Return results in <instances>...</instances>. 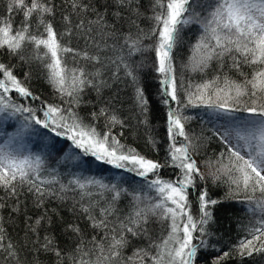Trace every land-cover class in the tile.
<instances>
[{
  "label": "trees",
  "instance_id": "16d2710c",
  "mask_svg": "<svg viewBox=\"0 0 264 264\" xmlns=\"http://www.w3.org/2000/svg\"><path fill=\"white\" fill-rule=\"evenodd\" d=\"M10 0H0V19L5 18L7 6ZM84 5L95 4L101 11L105 8V0H78ZM213 0H201L204 7H198L201 18L207 15V5ZM54 5V15L45 19L50 21L57 32L58 37L64 34L61 43L74 49V52L63 54V60L69 69H82L88 80L92 83L85 85L79 93V104L73 103L72 98L62 96L56 87L49 82V69L45 66L49 61L43 56V46L36 50L33 45L25 44L17 54H11L6 48L0 49V63L7 66L12 74L26 87L32 97H24L14 90L8 92L6 97L9 103L15 106H23L37 109V118L44 119L43 111L48 105L59 106L74 112L84 124L95 127L103 133L110 131L126 148L133 149L140 155L158 162L162 165L157 173H150L146 178L117 169L112 165L97 160L94 156L85 155L82 149L74 147L72 142L61 135L55 136L50 129H44L40 125L25 120L29 113H16L10 116L8 112L0 114V148L23 158L25 156H40L44 165L41 176L45 180L55 179L57 183L46 184L53 194L42 198L40 207L36 206V196L28 191L24 185L17 189L18 195H9L0 188V226L3 231V247H0V264H74L75 251L78 244L83 241L85 251L91 253L86 259H95V250L91 243L92 238H101V230L91 226L88 213L81 210L82 206L89 208L93 215L99 217L102 208L112 203V192L92 187L88 189L90 195H84L80 189L69 182L79 178L82 182L89 179L102 180L105 184H115L121 191L119 199L115 201L116 212L109 216L111 226H115L119 219L127 217L134 208V196L140 195L142 202L140 207L155 202L156 193L148 187L147 181L158 178L166 181H175L180 177V170L172 167L169 157V136L167 132V113L169 110H179L185 118V131L195 146L194 159L204 174L205 179L197 178L195 189H189V201L191 213L195 218L200 216L197 195L203 189H207L208 197L216 200L217 204L210 206L212 220L207 225L210 236L206 237L209 250H201L197 254L196 264H212L216 257H222L224 252L232 253L228 259H221L220 264H264V253H254L252 257H241L235 254L239 241L251 238L248 233L256 226V222L262 218L260 210L254 203L249 202L244 193L238 196H230V186L221 181H213L209 172L214 171L210 166L220 158V153L227 152V147L219 133L218 124L223 120H236L238 124L244 121L257 119L244 111L225 113L219 109L208 107L207 104H188V96L194 92L197 86L215 81L218 77L222 81L225 76L232 80L240 81L243 78L230 67L232 61L225 57L223 61L213 60L203 71L193 70L191 57L193 46L202 34L199 24H189L182 28L180 39L173 51L175 75L178 84L180 103L171 101L169 105L162 103V86L159 74L154 70L155 53L152 51L156 37L142 40L143 51L128 56L124 47V36L131 32L137 33L138 28L131 25L126 18L121 19L114 13L116 6L112 0H107L108 24L116 26V35L104 36L99 32L94 23L96 17L91 9L87 11L81 8H73L72 0H51ZM142 15L136 19V25L143 29L144 33H150L154 21L150 9V0H140ZM159 11V9H157ZM13 28L20 25L23 20L22 13L13 12ZM67 17L71 23L69 24ZM83 22L84 27H77ZM91 28V32L86 30ZM70 30V34H65ZM32 33L40 36L43 26L39 24L37 16L32 18ZM111 31V28L105 29ZM100 45L97 47V45ZM40 54L37 59V54ZM96 56L98 60L87 59ZM123 56L125 61L134 69L149 101L147 114L141 113L137 103L136 84L127 76L125 69L120 65L118 57ZM115 61V63L113 62ZM242 71L251 74V69L244 66ZM4 76L0 73V80ZM215 87V86H214ZM38 98V99H37ZM215 99V97H213ZM248 101L242 98L241 107ZM101 109H105V115H99ZM11 111V109L9 110ZM96 113V117H93ZM116 116L121 124H112L110 117ZM25 125H29L25 127ZM154 142V143H153ZM184 143L183 137H177V146ZM8 144L10 147H6ZM61 185H68L69 190L61 192ZM234 187V186H233ZM64 198L61 199L60 197ZM260 197V193H256ZM19 209L15 211L14 209ZM51 217V225L42 223L35 232L28 227L44 214ZM168 221L160 220L156 216H150L148 227L151 241H159L168 233ZM74 224L80 228V234L68 230L67 225ZM107 231V230H105ZM194 235H199L196 233ZM46 236L54 238L55 246L61 251L57 257L53 251H46L41 246ZM144 236L130 237L131 243L123 249L122 255L131 256L138 248H149L150 240ZM194 243L197 241L194 240ZM107 244V241H105ZM11 245V249H9ZM213 249H219L215 251ZM150 251H154L149 249ZM14 253V254H12ZM146 264H151L146 261Z\"/></svg>",
  "mask_w": 264,
  "mask_h": 264
},
{
  "label": "snow or ice",
  "instance_id": "6c2138e0",
  "mask_svg": "<svg viewBox=\"0 0 264 264\" xmlns=\"http://www.w3.org/2000/svg\"><path fill=\"white\" fill-rule=\"evenodd\" d=\"M116 6L117 17L126 18L131 25L138 28L136 34L129 32L124 36L122 49L126 47L128 56L143 51L141 46L144 38L156 37L152 51L155 53L154 70L159 74L162 86V103L169 105V98L179 104L178 84L175 75L173 51L180 39L183 27L189 24H199L202 34L193 46L191 63L193 70L203 71L213 60L223 61L228 57L235 69L243 78L240 81L232 80L225 76L222 81L218 77L215 81L197 86L196 90L188 96V104H207L208 107L219 109L225 113L244 111L257 117L244 121L247 135H241L237 130L238 140L243 144L232 145L226 132L222 137L227 152L220 153V158L213 165L214 171L210 172L213 181H221L230 186V196H238L244 193L245 198L254 203L255 208L264 214V0H213L207 5V15L201 18L198 7H204L201 0H150V9L153 13L151 19L154 25L150 33H144L136 25V19L142 13L140 0H112ZM73 8H81L87 11L91 7L96 19L91 22L98 26L99 32L104 36L116 35V26L109 25L106 19L108 15L107 0L103 11L95 4L84 5L78 0H72ZM159 9V11H157ZM22 13L23 20L20 25L13 28L12 13ZM8 15L0 19V49H7L15 55L20 52L25 44H31L36 50L41 46L45 49L43 56L48 59L45 65L49 69V82L52 83L62 96L72 98L73 103L79 104V93L85 85L91 84L82 69H69L63 60V54L74 52V49L61 43L62 36L58 37L52 23L45 17L54 15V5L51 0H10L7 6ZM37 16L39 24L43 26V33L38 37L31 31L32 18ZM70 24L71 21L65 17ZM77 27L83 28L81 22ZM111 28V31L105 29ZM87 32L92 29L88 28ZM70 34V30L65 33ZM100 45L98 44L97 47ZM85 58L98 60V57H89L85 52ZM37 59L41 58L38 52ZM120 65L125 69L127 76L136 84L137 103L141 113L147 114L149 101L134 69L125 61L123 56L118 57ZM115 63V61H113ZM244 66L251 69V74L242 71ZM0 73L4 79L0 80V114L8 112L10 116L16 113H29L26 121L40 125L44 129H50L55 136H66L75 148L82 149L85 155H92L105 164L117 169L134 172L136 175L147 179L150 173H157L162 165L140 155L133 149L126 148L110 131L99 132L95 127L86 125L71 111L54 105H48L43 111L44 119L37 118V109L23 106H15L9 103L5 94L14 90L24 97H32V93L24 86L6 65L0 63ZM215 86V87H214ZM215 97V99L213 98ZM247 97V103L241 107L242 98ZM38 99V98H37ZM11 109V111H9ZM105 109H101L99 115H105ZM93 113V117H96ZM167 132L170 140L169 157L171 164L180 170V177L175 181L155 179L147 181L148 187L156 193L155 202L140 207L142 202L140 195L134 196L136 202L133 211L125 218L119 219L115 226L108 217L116 212L115 201L119 199L121 191L115 184L108 185L102 180L89 179L81 181L74 178L69 185L80 189L82 194L90 195L88 189L96 187L112 192V203L101 209L99 217L92 214L89 208L82 206L81 210L88 213L91 226L101 230V238H92L95 250V259H86L91 255L85 251L83 241L76 247L77 257L74 264H196L197 254L201 250L212 248L206 237L211 233L207 225L212 220L210 206L217 204L216 200L208 197L207 189L201 190L196 199L199 203L200 216L195 218L191 213L189 201V189H195L197 178L204 180V174L194 159L195 146L185 131V118L179 110H169L167 113ZM112 124H121L116 116L110 117ZM25 125V127L29 126ZM177 137H183L184 143L177 146ZM154 143V142H153ZM246 149L245 154L241 150ZM44 161L40 156L20 158L11 152L0 149V188L9 195L17 196V189L28 186V191L36 196V206L43 203L42 198L53 194L46 184L57 183L55 179L45 180L41 176ZM234 186V187H233ZM69 190L68 185H61V192ZM260 193V197H256ZM61 199L64 197L61 196ZM2 207V205H0ZM19 211V209H14ZM150 216H156L160 220H167L168 233L159 241H151L148 233ZM42 223L51 225V217L45 213L34 224L28 225L33 232ZM67 229L78 235V225L69 224ZM107 230V231H105ZM0 226V232H2ZM199 233V235H194ZM251 237L239 241L235 254L241 257H252L254 253H264V215L256 222L248 233ZM149 238V248H138L131 256H123L122 251L131 243L130 237ZM194 240L197 243H194ZM3 236L0 235V247ZM107 241V244H105ZM46 251H53L57 257L61 251L55 246L54 238L46 236L41 245ZM11 249V245L8 246ZM152 249L154 251H150ZM219 251V249H213ZM14 254V253H12ZM232 253L224 252L222 257L213 259L212 264H220L221 259H228Z\"/></svg>",
  "mask_w": 264,
  "mask_h": 264
},
{
  "label": "rangeland",
  "instance_id": "374dc122",
  "mask_svg": "<svg viewBox=\"0 0 264 264\" xmlns=\"http://www.w3.org/2000/svg\"><path fill=\"white\" fill-rule=\"evenodd\" d=\"M236 120L230 119V120H223L218 124L219 127V133L224 136L226 132L229 133L228 139L232 145L236 144H243L244 142L241 140H238L237 138V130L240 132L241 135H247V132L245 130L244 124H238L235 122ZM6 147H10L8 144H5ZM6 151L3 147L0 148ZM246 149L241 150V154H245ZM210 173V172H209Z\"/></svg>",
  "mask_w": 264,
  "mask_h": 264
}]
</instances>
